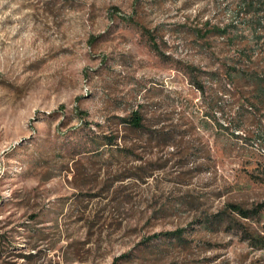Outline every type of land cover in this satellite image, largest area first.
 Here are the masks:
<instances>
[{"label":"rangeland","instance_id":"374dc122","mask_svg":"<svg viewBox=\"0 0 264 264\" xmlns=\"http://www.w3.org/2000/svg\"><path fill=\"white\" fill-rule=\"evenodd\" d=\"M263 71L264 0H0V264H264Z\"/></svg>","mask_w":264,"mask_h":264},{"label":"trees","instance_id":"16d2710c","mask_svg":"<svg viewBox=\"0 0 264 264\" xmlns=\"http://www.w3.org/2000/svg\"><path fill=\"white\" fill-rule=\"evenodd\" d=\"M249 7H251V5H249ZM259 77L258 80H253L252 90L250 91L253 99L249 104V108L251 109L252 107L256 109L259 103H264V71ZM121 122L124 126L136 131L143 130L144 128V118L138 110H133L127 117L121 118ZM104 139L106 140V143L112 144L116 137L110 138V136L106 135L104 136ZM227 205L231 212L237 213L242 218H249L252 214H258L264 209V202L256 204L251 209H245L236 203H228Z\"/></svg>","mask_w":264,"mask_h":264}]
</instances>
